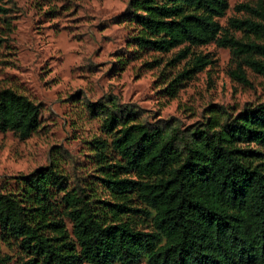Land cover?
Returning <instances> with one entry per match:
<instances>
[{
	"label": "trees",
	"instance_id": "obj_1",
	"mask_svg": "<svg viewBox=\"0 0 264 264\" xmlns=\"http://www.w3.org/2000/svg\"><path fill=\"white\" fill-rule=\"evenodd\" d=\"M7 2L0 0V19ZM229 7L230 0H129L125 15L137 25L133 38L141 47H179L184 57L191 45L230 46L241 56L233 74L249 82L243 63L264 74V2L235 5L247 15L230 16L229 26L246 37L220 22ZM207 62L196 55L167 88L175 92L177 81ZM99 109L107 131L120 125L112 142L125 164L117 166L136 177L106 178L122 194L116 202L68 189L67 175L53 163L23 176L18 192L0 189V227L28 251L20 264L130 263L140 256L150 264H264V100L234 114L213 107L202 125L187 129L137 121V110L116 101ZM40 120V103L0 89V130L26 138ZM56 190H63L60 198ZM129 193L146 205L153 229L105 219L109 210H137Z\"/></svg>",
	"mask_w": 264,
	"mask_h": 264
},
{
	"label": "rangeland",
	"instance_id": "obj_2",
	"mask_svg": "<svg viewBox=\"0 0 264 264\" xmlns=\"http://www.w3.org/2000/svg\"><path fill=\"white\" fill-rule=\"evenodd\" d=\"M264 0H230L219 18L237 37L242 30L229 26V17L245 16L235 5ZM129 0H9L0 19V89L12 87L41 104L39 127L23 138L13 130H0V189L18 192L21 178L50 163L67 175V188L112 202L122 198L106 178L116 173L136 177L117 164L124 158L113 145V132L104 127L100 102L137 110V121L151 125H202L213 107L236 113L264 100V74L246 63L249 82L233 70L241 56L216 41L191 45L187 56L179 47L157 51L139 46L133 36L137 25L126 17ZM198 54L209 62L191 77L167 87L177 74L191 66ZM116 166H115V165ZM63 190H56L60 198ZM128 204L137 210L107 211L109 222L130 221L136 228L153 229L146 205L136 193ZM110 207V206H109ZM115 208H113V211ZM68 225V217H64ZM21 238L0 227V264H20L29 257ZM84 264V263H82ZM150 264L145 256L125 263Z\"/></svg>",
	"mask_w": 264,
	"mask_h": 264
}]
</instances>
